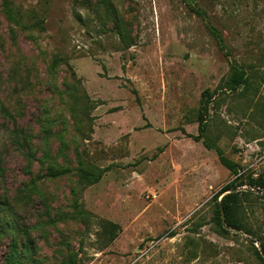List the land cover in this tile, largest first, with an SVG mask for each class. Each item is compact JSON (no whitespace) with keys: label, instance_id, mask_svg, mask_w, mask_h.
Instances as JSON below:
<instances>
[{"label":"rangeland","instance_id":"374dc122","mask_svg":"<svg viewBox=\"0 0 264 264\" xmlns=\"http://www.w3.org/2000/svg\"><path fill=\"white\" fill-rule=\"evenodd\" d=\"M7 1L0 264L22 228L26 264H262L264 0ZM233 179L249 234L214 220Z\"/></svg>","mask_w":264,"mask_h":264},{"label":"trees","instance_id":"16d2710c","mask_svg":"<svg viewBox=\"0 0 264 264\" xmlns=\"http://www.w3.org/2000/svg\"><path fill=\"white\" fill-rule=\"evenodd\" d=\"M2 6L4 8L5 15L9 21H13L15 24L18 23V20L13 19L12 11L10 2L7 0H3ZM19 19V18H18ZM56 63V60L54 59L52 61L51 66L53 67ZM242 79V72L238 73L237 76L234 78V82L240 83ZM202 121V118H201ZM219 161L228 169L232 170L233 172L236 171L235 164L233 162H230L222 153L219 148H216ZM66 169L64 168H57L54 166H48V170L46 171V175L48 176H56L63 172H65ZM80 177L85 181L86 184H92L96 182L100 177V171H98L96 174H93L88 171L87 168H79ZM3 173V159L1 157L0 153V174ZM236 179V178H235ZM233 179L230 182H227L224 184L215 194L213 195V201H214V220L216 224L218 225L219 230L222 233L228 232L227 229L224 228L222 221H221V210L224 214V220L225 223L228 226L234 227L239 230H243L246 233L249 234L250 230L246 227L245 223L238 218L237 216H234L231 214L232 206L230 204V199L232 197H237L239 194L238 191H231L227 192L221 195L220 199L218 200L217 197L224 191L229 190L230 188L235 186L236 180ZM252 184L255 187H258L262 190H264V175L260 176L259 178L253 180ZM264 200V193L259 196ZM3 207L7 210H11V206L9 204V201L7 198L0 199V212L3 209ZM12 225V222L9 220V214L6 216L4 214H0V235H3L4 233H10V230L5 228V226L10 227ZM19 235H23V238L18 240L16 235H11L10 242L8 245V250L5 253L3 257L2 264H26L27 261H34L33 253V239L28 234L26 228L19 229L17 231ZM260 247L261 250L257 249L253 246V252L258 257L260 262L264 264V257L261 256V251L264 254V241L260 240ZM74 259L69 254V256L63 261V264H73Z\"/></svg>","mask_w":264,"mask_h":264},{"label":"water","instance_id":"95a60500","mask_svg":"<svg viewBox=\"0 0 264 264\" xmlns=\"http://www.w3.org/2000/svg\"><path fill=\"white\" fill-rule=\"evenodd\" d=\"M187 56L185 55L184 56V58H186ZM263 193H264V190H263ZM221 215H222V217H223V212H222V210H221ZM223 224H224V221H223ZM261 253H262V251H261Z\"/></svg>","mask_w":264,"mask_h":264}]
</instances>
